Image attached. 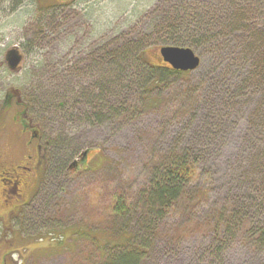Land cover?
<instances>
[{
  "label": "rangeland",
  "instance_id": "rangeland-1",
  "mask_svg": "<svg viewBox=\"0 0 264 264\" xmlns=\"http://www.w3.org/2000/svg\"><path fill=\"white\" fill-rule=\"evenodd\" d=\"M159 1L0 0V92H16L30 105L49 161L31 205L6 217L0 209V264H106L122 254L123 238L139 233L138 215L114 219L113 193L123 190L140 212L153 167L178 150L190 148L189 157L200 161L199 181L216 201H235L243 210L254 197L250 182L264 179L257 168L264 155V44L239 42L235 51L229 43L217 63L213 47L202 46L204 58L189 78L169 76L159 89L164 96L183 91L184 97L169 96L159 109L139 110L145 70L128 44ZM228 1L249 3L251 28H260L264 0ZM215 16L221 18L222 11ZM226 27L240 29L213 24L206 30L215 34ZM13 46L23 53L18 73L3 67V55ZM160 47L147 50L146 57L170 67ZM48 66L65 72L48 82ZM55 105L73 110L66 124L52 113ZM85 151L81 167L66 171ZM207 210L201 203L158 220L149 216L146 229L155 225V231L137 264H264V248L251 247L239 234L216 250L203 233ZM255 217L264 219V209Z\"/></svg>",
  "mask_w": 264,
  "mask_h": 264
},
{
  "label": "trees",
  "instance_id": "trees-1",
  "mask_svg": "<svg viewBox=\"0 0 264 264\" xmlns=\"http://www.w3.org/2000/svg\"><path fill=\"white\" fill-rule=\"evenodd\" d=\"M158 4L160 6L148 18L146 27L136 32L128 44L130 48L136 49L134 52H137V57L135 58L145 70L142 78L143 91L141 92L143 105L139 110L159 109L162 104L171 99L169 96L184 97L183 91L164 96L159 89L169 76H179L186 80L190 73L150 63L146 57L147 50L156 46L185 47L193 52H198L199 58L203 60V53L206 49L202 46L210 45L215 52L212 55L213 61L217 63L218 58L220 59L221 49L224 50L229 43L235 45V49L233 48L235 51L240 48L237 46L239 42L264 44V7L261 13L263 23L259 29H255L251 28L252 17L248 14L250 5L248 3L247 6L246 2L235 6L232 1L230 3L228 0H161ZM229 7L232 10L231 14ZM219 11H222L221 18L215 16ZM202 17L205 18L203 22ZM213 24L216 27L234 24L239 25L240 29L231 30L226 27L213 34L206 30L210 29ZM254 38L258 40L254 41ZM262 49L264 50V46ZM241 50L245 49L241 48ZM114 55H116V51H113L112 56ZM258 64L257 62L253 63L254 73L258 72L256 70L259 69ZM47 72L49 82L58 79L60 73H64L65 70L48 66ZM131 72L134 74V71ZM64 80L62 81L64 82ZM55 106L59 113L56 114L57 110L55 109L52 110V113L54 116L59 114V117H56L58 121L66 124L65 121L73 114V110L65 108L63 105ZM185 108L186 106H184ZM40 110L43 111V108ZM180 115L182 114L175 112L176 117ZM45 120L47 122V119ZM189 149L178 150L179 153L175 154L172 159L165 158L162 162L163 165L153 167L149 183L144 185L141 198L138 201V204L141 205L140 212L135 207L136 201H133L127 193H121L123 190L117 189L113 193L112 198L114 197L115 201L112 216L114 219L124 220L127 216L136 213L139 233L133 236L132 233L129 234L130 236L127 234L128 237L123 238V244L120 246L122 248L118 247L125 252L107 258L106 264H137L140 259H143L142 257L139 259V256L148 248V240L151 239L155 231V227L151 228L155 225L146 229V219L149 216L158 220V217L163 218L168 211L182 213L181 211H187L189 208L195 210L201 203L208 206V210L201 217L203 233L209 235V240L217 244L216 250L220 251V248L229 244L238 234L240 237L238 239L245 237L251 247L264 248V219L259 221L253 219L255 216L260 217L264 209V179L256 178L250 182V190L253 192L251 196L254 197L250 201L247 198L243 210L238 208L235 201L220 203L213 199L199 181L200 161L197 158L189 157ZM47 164L49 166V163ZM58 166L61 169L64 168L63 164H58ZM67 168L65 167L66 171ZM257 168L264 173V155ZM252 201H254V205L251 204ZM186 204L188 209L184 207ZM253 215L255 216L253 217ZM244 229V235L241 236L240 233ZM139 235L144 237L143 241L139 240ZM125 247L127 248L125 249Z\"/></svg>",
  "mask_w": 264,
  "mask_h": 264
},
{
  "label": "flooded vegetation",
  "instance_id": "flooded-vegetation-1",
  "mask_svg": "<svg viewBox=\"0 0 264 264\" xmlns=\"http://www.w3.org/2000/svg\"><path fill=\"white\" fill-rule=\"evenodd\" d=\"M18 52L23 61V53ZM5 56L6 53L2 66L12 73ZM36 126L32 124L27 102L19 100L16 92H0V209L4 210L3 217L21 214L41 191L48 144H44Z\"/></svg>",
  "mask_w": 264,
  "mask_h": 264
},
{
  "label": "water",
  "instance_id": "water-1",
  "mask_svg": "<svg viewBox=\"0 0 264 264\" xmlns=\"http://www.w3.org/2000/svg\"><path fill=\"white\" fill-rule=\"evenodd\" d=\"M159 54L164 63L168 64L173 70L179 72H191L198 68L200 58L194 52L185 47L164 46L160 47ZM5 62L8 69L12 73L20 71L22 56L19 54L17 47H12L6 52ZM88 152L85 151L77 157L67 168L68 172H72L80 163H84Z\"/></svg>",
  "mask_w": 264,
  "mask_h": 264
}]
</instances>
